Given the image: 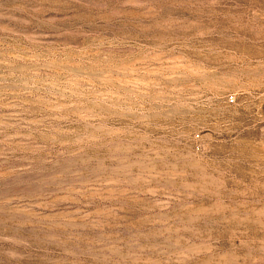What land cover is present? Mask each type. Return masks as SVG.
I'll return each instance as SVG.
<instances>
[{
  "label": "rangeland",
  "instance_id": "rangeland-1",
  "mask_svg": "<svg viewBox=\"0 0 264 264\" xmlns=\"http://www.w3.org/2000/svg\"><path fill=\"white\" fill-rule=\"evenodd\" d=\"M263 69L264 0H0V264H264Z\"/></svg>",
  "mask_w": 264,
  "mask_h": 264
},
{
  "label": "built area",
  "instance_id": "built-area-1",
  "mask_svg": "<svg viewBox=\"0 0 264 264\" xmlns=\"http://www.w3.org/2000/svg\"><path fill=\"white\" fill-rule=\"evenodd\" d=\"M234 99H235L234 94H230V95L228 96V100H229V102H233ZM261 142H262V145L264 146V127H263V129H262Z\"/></svg>",
  "mask_w": 264,
  "mask_h": 264
},
{
  "label": "crops",
  "instance_id": "crops-1",
  "mask_svg": "<svg viewBox=\"0 0 264 264\" xmlns=\"http://www.w3.org/2000/svg\"><path fill=\"white\" fill-rule=\"evenodd\" d=\"M260 76L262 74L263 78L261 79H257V82L255 83V85H264V69L262 72H259Z\"/></svg>",
  "mask_w": 264,
  "mask_h": 264
}]
</instances>
